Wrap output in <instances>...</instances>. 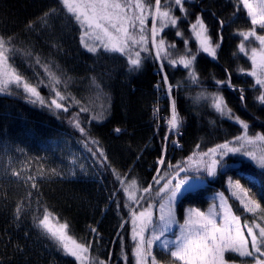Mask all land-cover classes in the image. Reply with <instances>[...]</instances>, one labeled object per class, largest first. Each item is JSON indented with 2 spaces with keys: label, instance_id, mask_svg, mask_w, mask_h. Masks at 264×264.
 <instances>
[{
  "label": "trees",
  "instance_id": "obj_1",
  "mask_svg": "<svg viewBox=\"0 0 264 264\" xmlns=\"http://www.w3.org/2000/svg\"><path fill=\"white\" fill-rule=\"evenodd\" d=\"M53 8H57L54 13ZM184 9V17L178 10L173 13L180 17L177 28L182 36L176 38L171 28L164 31V37L167 44H175L170 50L172 58L185 54L184 41H188L187 48L196 54L194 69L199 83L191 81L186 69L165 65L173 85L172 98L183 118L179 132L165 141L168 128L161 118L169 115L170 99L163 85L156 87L161 74L153 54H143L142 69L129 72L127 58L121 54L88 52L80 43L81 29L59 10L56 0H0V35L12 37L11 63L45 100L44 105L32 104L19 91L0 95V264H78L58 251L38 226L45 210L60 224L66 223L68 235L78 242H92L88 254L92 264L98 260L135 264L131 218L124 207L130 202L122 188L139 196L144 187L153 184L154 193L165 182L154 184L158 169L170 179L176 170L169 164L186 165L194 153L198 159L200 153L243 134L234 117L221 116L211 99H205L213 92L223 96L232 113L248 123V135L264 134V104L257 99L261 92L254 87V78L246 74L251 53L238 52L239 33L252 27L242 5L238 0H185ZM198 15L213 42L220 44L215 58L199 51L191 38L189 29ZM257 34L264 30L257 28ZM55 91L66 97L60 102L69 111L48 106L56 98ZM81 107L88 111L80 112ZM156 108L158 114H154ZM76 120L88 135L74 128ZM116 128L121 131L117 133ZM97 147L106 160L93 155ZM161 157L164 165L158 164ZM227 157L215 178L207 177L203 187L180 197L178 208L206 210L211 203L207 197L215 192L230 197L227 177L242 181L243 176L252 175L264 185V170L241 158ZM132 179L137 182L135 187ZM228 203L241 215L242 223L252 218L235 199ZM261 205L264 207V200ZM230 256L235 264L252 263L236 254H226V259Z\"/></svg>",
  "mask_w": 264,
  "mask_h": 264
},
{
  "label": "snow or ice",
  "instance_id": "obj_2",
  "mask_svg": "<svg viewBox=\"0 0 264 264\" xmlns=\"http://www.w3.org/2000/svg\"><path fill=\"white\" fill-rule=\"evenodd\" d=\"M184 3L185 0H165L162 6L161 0H154L153 14L151 0H56L59 10L66 12L82 30L80 43L88 52L97 53L103 50L104 52L120 53L127 58L128 71L138 72L142 69L145 59L142 53L146 52L151 56L154 50V59L159 62L157 70L161 74V80L156 87L160 89L163 85L165 95L170 99L169 115L166 118H161L168 128L164 136L165 141L169 139L170 134L178 133L183 125V118L177 112L175 99L172 98L173 85L168 81L165 65L183 66L189 70L188 76L192 82L199 83L198 75L194 69L196 54H192L191 50L187 48L188 41H184L185 54L173 59L170 50L175 48V44L166 45L162 37L158 38V31L162 32L169 25L175 27L180 20V17L172 14V5L174 4L180 11L186 12ZM240 3L246 10L252 27L249 31L239 33L242 41L238 45V52L248 56L245 42L258 43V47L250 48L251 55L248 56V59L251 61V67L246 74L254 78V87H258L261 92L257 99L261 104H264V34H257V28L264 30V0H240ZM146 10L147 15L145 14ZM51 11L54 13L57 8H53ZM44 15L48 16L49 13L45 12ZM148 16L152 18L150 35L145 33ZM157 21H159V29ZM223 23L220 21L221 26ZM191 29L199 43V50L215 58L216 50L220 44L214 43L211 36L208 35L207 26L201 16L196 17L195 23L191 24ZM176 35L182 36V33L177 31ZM220 39L222 40V36ZM12 42L10 35L7 39L0 35V95H10V90L14 87L32 104L44 105L45 100L41 97L38 88L27 82L11 63L14 57L9 54L11 51L9 45ZM59 82L58 79L55 80L56 84ZM217 83L223 84L224 82L217 81ZM240 92L241 100H243V89ZM201 95L204 94L201 93ZM55 97L48 106H54L55 109L64 112L69 111V107L60 102L66 99L60 91H55ZM210 97L215 111L221 116L234 117L235 121L241 125L243 134L236 136L234 141L219 144L210 148L208 152L200 153L198 159L194 158L196 156L194 153L188 158L186 165L169 164L168 167L176 170L175 176L170 179H165V176L160 175L158 169L157 176L153 177L154 184L160 185L161 180L165 182L154 193L153 184L144 187L139 196L130 192L128 187L122 188L130 202L126 203L124 207L129 209L133 226L131 239L134 244L132 255L135 264H159L157 259L152 256L153 244L160 241L165 233L172 232L175 225L179 227V234L172 232L174 239L164 240L162 247L180 264H235V259L231 256L226 259V254L249 258L252 264H264V207L261 205V201L264 200V185H261L258 191H253L249 187L242 186L239 180L233 182L229 177L230 188L234 186L236 189L231 193V197H225L222 192L218 193L213 197V203L208 206L207 211H203L199 207L187 208L182 224L178 223L175 215L178 197L184 191L194 189L196 187L194 181L203 179L202 176H190L191 169L195 168L197 173L202 170L207 173L208 177L215 178L218 175L217 166L219 165L221 169L225 167L223 158L229 153L241 152L256 160L264 168V156L257 158L254 152L245 148V145H251L257 141L264 142V134L248 135V123L232 113L223 96L212 93ZM207 98L205 97V99ZM79 111L83 113L88 109L81 107ZM158 112V108L154 109V114H158ZM92 119H98V117L93 116ZM73 126L81 135H88L79 120H76ZM115 131L119 133L121 129L116 128ZM91 143L98 144L95 140H92ZM234 144L239 146H230ZM165 150L166 144L162 151ZM93 155L107 159L99 147ZM205 157H211L210 161L204 159ZM158 164L164 165L163 157L158 160ZM181 172L185 173L184 177L180 176ZM173 180L176 182L173 183ZM117 181L120 184L124 183L120 176H117ZM136 183L135 179L131 180L132 187H135ZM33 187H35L34 184ZM232 197L238 201L243 213L251 214V219L245 218L243 223L241 222V215H237L233 211V206L228 203ZM217 200H219L218 204ZM157 206L158 216L154 218L153 209ZM117 207L119 208L120 205L117 204ZM38 226L55 243L58 251L73 257L79 264H85V262L92 264L87 255L92 248V242H78L68 235L66 223L53 227L49 214L45 210L43 218L38 221ZM90 231L98 234L95 228H90ZM146 233L149 235L146 236ZM109 259H111V254H109ZM95 264H106V262L98 260L95 261Z\"/></svg>",
  "mask_w": 264,
  "mask_h": 264
},
{
  "label": "rangeland",
  "instance_id": "obj_3",
  "mask_svg": "<svg viewBox=\"0 0 264 264\" xmlns=\"http://www.w3.org/2000/svg\"><path fill=\"white\" fill-rule=\"evenodd\" d=\"M239 1V3H240V0H238ZM164 2H165V0H161V4H162V6L164 5ZM151 3H152V13L154 14V0H151ZM241 4V3H240ZM242 5V4H241ZM243 7V6H242ZM172 14L176 11V10H178V12H179V15H180V17H184V16H186L187 14L186 13H184V12H182V11H180L179 10V8L177 7V6H175L174 4L172 5ZM245 11V13H246V10H244ZM146 15L148 14L147 13V10H146V13H145ZM246 16H247V14H246ZM247 18H248V20L250 21V18L247 16ZM179 22H180V20H179ZM194 23H195V21H194ZM191 24H193V23H191ZM177 25H178V23H177ZM177 25L175 26V27H172L171 25H169L168 27H165L164 29H163V31L161 32V31H158V38L159 37H162L164 40H165V42H166V44H167V40H166V38L164 37V31L165 30H167V29H171V28H173V29H175V34H176V32L178 31V28H177ZM137 27H139L138 25H137ZM151 27H152V18H151V16H148V19H147V21H146V26H145V33L146 34H149L150 35V30H151ZM157 27H158V29H159V21H157ZM82 31V30H81ZM189 31H190V33H191V38H193V40L195 41V44H196V47H198V50H199V43H198V41L196 40V38H195V35H194V33L192 32V29H191V27H190V29H189ZM177 36V35H176ZM239 37H240V39H241V41H242V37L239 35ZM176 38H180V36H177ZM188 45V44H187ZM245 46H246V52L248 53V55L251 53L250 52V48L251 47H253V46H256V47H258V43L257 42H253V46H252V44H249L248 42H245ZM149 47H150V45H149ZM200 51V50H199ZM202 52V51H201ZM146 53V52H145ZM145 53H142V56H143V54H145ZM204 53V52H203ZM118 54H120V53H118ZM206 55H208L207 53H205ZM153 55H154V50H153ZM173 56V55H172ZM209 56V55H208ZM209 57H211V56H209ZM178 58V57H177ZM177 58H173V59H177ZM159 63V62H158ZM178 67H180V68H183V66H180V65H177ZM176 66V67H177ZM183 69H185V68H183ZM186 71H187V75H188V69H186ZM189 77V76H188ZM190 78V77H189ZM192 81V80H191ZM12 91H18V90H16L14 87L10 90V92H12ZM213 93H217V92H213ZM218 94V93H217ZM207 97H209L210 99H211V97H210V94L207 96ZM29 100V99H28ZM30 101V100H29ZM230 146H236V147H238L239 145L238 144H234V145H230ZM245 148L248 150V151H252V152H254L255 153V155L257 156V158H259L260 156H264V143L263 142H259V141H257V142H255L254 144H251V145H245ZM227 156H231V157H233V158H241V159H243V160H245V161H249L250 163H252L253 165H255L256 167H258L259 169H262V170H264V168H262L258 163H257V161L256 160H253L251 157H249V156H245L244 154H243V152H241V153H229ZM227 156H225L224 158H223V162L224 161H226L227 160ZM217 158H219V157H217ZM205 159L206 160H209L210 161V159H211V157H205ZM218 167V173L220 172V171H222L223 169H221L220 167H219V165L217 166ZM264 172V171H263ZM189 174H191V176H193V175H195V176H202L203 177V179H198V180H196V181H194V183L196 184V187L194 188V189H192V190H195V189H197V188H199V187H203L204 185H205V179L208 177L207 176V173L206 172H203L202 170H201V172H199V173H197L196 171H195V168H193V169H191L190 170V173ZM227 178H229V177H227ZM263 178H264V176H263ZM233 180V182H235V181H237V179H232ZM241 180L242 181H240L239 180V182H240V184L242 185V186H244V187H249V188H251L253 191H257V187H258V190H259V187L262 185V180L261 179H259V181L257 182V180L254 178V177H252V175H250V176H248V175H246V176H243L242 178H241ZM245 181V182H244ZM226 189H227V192H228V195L231 197V193L233 192V191H236V189H235V187L233 186V187H231L230 188V186H229V184H228V179L226 180ZM191 190V191H192ZM130 191V190H129ZM186 192H188V191H184L183 192V194L184 193H186ZM218 193H220V192H215V193H213V194H210V195H208V199H210V201H211V203H213V197L214 196H216ZM182 194V195H183ZM182 195H180L179 197H178V201H179V199H180V197L182 196ZM233 199H235V197H232ZM178 201H177V204H178ZM210 203V204H211ZM216 203L218 204L219 203V200H217L216 201ZM177 204H176V207H175V215H176V218H177V221H178V223H180V224H182L183 223V221H184V217H185V214H186V210H187V208H189L190 206H180V208H178V206H177ZM192 207V206H191ZM208 209V208H207ZM207 209L206 210H203V211H207ZM154 211V218H155V216H158V206H157V209L156 210H153ZM49 214V218H50V222H51V224H52V226L53 227H58L59 225H61L60 223H59V221L57 220V218L56 217H54L52 214H50V213H48ZM245 214H248V213H245ZM249 215H251V214H249ZM132 224H131V219H130V228H131V232H132ZM172 232H175L176 234H179V227H178V225H175V226H173V229H172ZM172 232H168V233H165V235L163 236V237H161V240L160 241H157V242H155L154 244H153V247H152V249H151V252H152V256H154L156 259H157V261L159 262V264H180V262L179 261H176V260H174V258H172L171 257V255H170V253L168 252V251H166V250H164L163 249V247H162V243H163V241L164 240H172V239H174V236L172 235ZM146 236H148L149 235V233H146L145 234ZM130 239H131V236H130ZM131 241H132V239H131ZM132 243H133V241H132ZM133 246H134V244H133ZM88 255V254H87ZM71 257V256H70ZM73 258V257H72ZM134 258V257H133ZM78 264H79V262H77ZM88 262H85V264H87ZM134 263H135V259H134ZM252 264V263H251Z\"/></svg>",
  "mask_w": 264,
  "mask_h": 264
}]
</instances>
